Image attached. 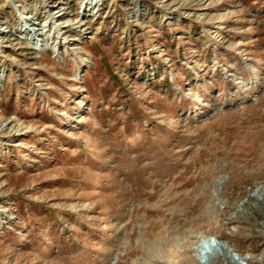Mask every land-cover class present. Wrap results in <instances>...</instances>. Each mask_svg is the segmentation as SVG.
<instances>
[{
	"label": "rangeland",
	"instance_id": "rangeland-1",
	"mask_svg": "<svg viewBox=\"0 0 264 264\" xmlns=\"http://www.w3.org/2000/svg\"><path fill=\"white\" fill-rule=\"evenodd\" d=\"M43 2L0 0V264H264V0Z\"/></svg>",
	"mask_w": 264,
	"mask_h": 264
},
{
	"label": "bare ground",
	"instance_id": "bare-ground-1",
	"mask_svg": "<svg viewBox=\"0 0 264 264\" xmlns=\"http://www.w3.org/2000/svg\"><path fill=\"white\" fill-rule=\"evenodd\" d=\"M48 1H49V0H47V1L45 0V2H43V3L45 4V3H47ZM50 1H51V0H50ZM50 1H49V2H50ZM49 2H48V3H49ZM55 4H56V3H55ZM89 4H90V3L86 2L85 7H84V9H83V12H84V13H87V12L90 10V8L88 7ZM57 8H60L61 11H62V9L65 8V6H64V4H63V1L60 2V3H58ZM37 9H38V8L33 7V6H29V5H27L26 7H22V9L20 10L19 15L22 16V19H23V21H24L25 23L23 22L22 25H21V27H20L22 30H21L20 28H19V29L21 30L20 32H25L26 34H28V33L30 34V33H31V34H33V36H34V34L36 35V34L39 33V36H40V37H39V38H34V37H33V39L35 40V43H39V42H40V43L42 44V41H44V40L46 41V40L48 39V35H46L47 38L44 37V36L42 35V32H45V31H44V28H45V27H42V26L38 27V26H35L34 23L28 22V20L31 19V17H33V16L28 15L27 12H28L29 10H31V12H32V11L37 10ZM61 11H59V15H62V14L64 15L65 12H61ZM63 15H62V16H63ZM65 15H66V14H65ZM26 19H27V20H26ZM83 20H84V19H83ZM83 20H82V22L80 23V25H85L86 21H83ZM47 21H48V20H47ZM50 21H52V18L49 19V22H50ZM28 23H31V24L33 25V26H32V25L30 26V29H29V27L26 26V24L28 25ZM50 24H51V22H50L49 24H47V25H50ZM43 26H46V25H43ZM2 28H3L4 30L6 29V28H4V27H2ZM23 28H24V29H23ZM4 30H2V31H4ZM5 31H6V30H5ZM36 36H37V35H36ZM14 39H15V38H14V36H13V37L11 38V40H14ZM16 39H18V38H16ZM40 39H41V40H40ZM18 42H19V41H18ZM26 42H29V43H28V44H29L28 46H31V47H33V48H34V47H35V48L37 47L35 44H32V43H31L30 39H27ZM206 237H208V236H206ZM207 240H208V239H203V240H200V239H199L198 242H197V246L200 247V249H202V248L204 249V246H206V245H211V242H210L211 240H210L208 243H207ZM206 247H207V246H206ZM197 249H198V248H197ZM198 250H199V249H198ZM198 250H197V251H198ZM206 253H207V252H206Z\"/></svg>",
	"mask_w": 264,
	"mask_h": 264
},
{
	"label": "built area",
	"instance_id": "built-area-1",
	"mask_svg": "<svg viewBox=\"0 0 264 264\" xmlns=\"http://www.w3.org/2000/svg\"><path fill=\"white\" fill-rule=\"evenodd\" d=\"M53 5H55V4H53ZM56 5H57V4H56ZM56 7H57V6H56ZM49 9L55 11L54 9H52V5H50ZM49 9H48V10H49ZM65 9H66V8H64V10H65ZM48 10L46 11V13H45V12H44V13L40 12V14H39V13L36 12V13H37V14H35L36 18L34 19V21H32V22H35V23H40L41 26H43V24L46 25V26H45L46 30H47V28L50 29V26H47V24H49L50 22L52 23V21H53V22L55 21V20H52V21L49 22V19H50L49 17L47 18L48 21L45 20L46 16H47V15L49 14V12H50V11H48ZM67 14H68V12H66V15H64V17H65V16L68 17ZM56 15H57V13H56ZM68 15H69V14H68ZM19 18H20V17H19ZM20 19H21V18H20ZM21 20L23 21V19H21ZM42 20H44V21H42ZM18 21H19V20H18ZM23 22H24V21H23ZM44 22H45V23H44ZM24 23H25V22H24ZM12 25H13V24H12ZM12 25H10V24L7 25V28H9V30L11 31V33L14 32L13 30H14V28H15V26H14V25L12 26ZM31 25H32L31 23H28V25L26 24V26L29 27V29H30V26H31ZM50 25H52V24H50ZM62 25H65V24H62ZM13 27H14V28H13ZM43 27H44V26H43ZM18 29H19V28H18ZM19 30H20V29H19ZM20 31H21V30H20ZM4 32H5L4 35H8V34H9V33H7V31H4ZM45 32H46V33H45ZM45 32H42V35H44V37L47 38L46 35L48 34V32H47V31H45ZM23 33H24V34H23L22 37H23L24 40L30 39L31 43H32V44H35V45L37 46L36 48L34 47L35 50H41V51H43V50H48V49H49V48L47 47L48 45L46 46V44H47V40H48V39H47L46 41H45V40L42 41V44H41L40 42H39V43H35V40L33 39V37H34V38H39V37H38L39 35H38V36H36V35L33 36V34H31V33H30V34H29V33L26 34L25 32H23ZM40 40H41V39H40ZM45 46H46V47H45ZM32 48H33V47H32Z\"/></svg>",
	"mask_w": 264,
	"mask_h": 264
}]
</instances>
